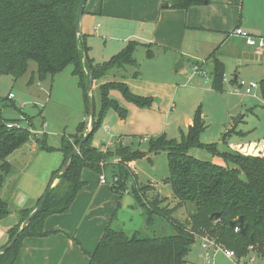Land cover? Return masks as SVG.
Segmentation results:
<instances>
[{
    "label": "trees",
    "instance_id": "16d2710c",
    "mask_svg": "<svg viewBox=\"0 0 264 264\" xmlns=\"http://www.w3.org/2000/svg\"><path fill=\"white\" fill-rule=\"evenodd\" d=\"M203 1L172 0L171 7L189 8ZM80 2L81 0H0V74L19 78L28 71L30 62L34 61L37 64L38 78L44 79L47 75L54 76L72 66V73L79 78L80 86L84 89L86 111L90 117V71L95 82L114 67L138 65L136 51L140 47L147 49L149 58L154 54L151 52L152 43L129 40L109 60L95 62L88 54L89 47L77 32ZM211 57L214 58L213 86L221 90L225 74L224 63L214 53ZM113 90L121 91L125 99L141 107H149L152 102V98L134 93L123 80H111L100 85L101 106L98 109L93 101L95 121L87 141L71 159L67 170L64 171L62 166L53 171L49 181L48 187L56 178L68 180L69 185L72 184V190L59 198L55 195L57 186L51 187L42 210L21 230L14 245L0 254V264H14L24 238L46 236L59 231L45 230L44 222L49 215L63 213L70 208L77 194L87 184L82 179L84 169L103 174L113 163L112 159L117 157L118 161L114 163L118 169L113 174V179H118L114 180L111 189L120 195L128 191L130 162L142 158L144 151L132 150L121 140L107 150L92 144V137L109 109L116 110L121 117L125 116L127 109L111 96ZM260 91L264 99V78L260 81ZM9 121L0 110V221L11 213L8 201L1 195L7 176L13 172L8 158L34 135L29 128H9ZM204 124L199 109L187 136L181 141L169 139L165 134L149 141V152L167 150L169 176L164 181L172 187L173 197L177 200L176 206L186 203L194 206L187 222L182 223L173 216L176 206H162L163 202H169L168 197L146 199L145 188L138 189L134 185L130 191L137 204L145 209L149 225H153L154 217L158 215L173 224L175 234L142 237L134 233L129 236L124 230L109 225L95 251L90 254L89 264H188L191 246L198 237L203 236L235 250L238 256L247 254L249 245L264 249V155L223 152L216 143H202L199 135L204 130ZM86 125L87 122L82 121L75 134L64 137L60 150L64 153L65 160L74 149L72 140L78 145L84 137ZM35 139L41 150H55L47 144L44 135L43 138L36 136ZM193 147L208 149L213 155L221 156L226 163L231 162L234 166L197 158L189 153ZM21 213L22 221L25 222L31 212L23 209ZM236 227L240 228L237 232ZM244 227L245 233L242 232ZM20 229L12 227L9 230V240L1 248Z\"/></svg>",
    "mask_w": 264,
    "mask_h": 264
},
{
    "label": "rangeland",
    "instance_id": "374dc122",
    "mask_svg": "<svg viewBox=\"0 0 264 264\" xmlns=\"http://www.w3.org/2000/svg\"><path fill=\"white\" fill-rule=\"evenodd\" d=\"M243 8V17L247 18V25L259 31H246L245 19L241 28L252 35L261 33L264 36V0H244ZM85 17L87 18V15ZM86 21L87 19L83 20V28L86 27ZM237 24L239 22L233 23L226 28L227 30L221 32L206 31L208 36L219 34L226 38L231 37L226 42H219L216 51L211 54L201 52L195 54V58L181 57L166 55L152 48L154 56L149 58L147 49L140 47L136 51L138 65L114 67L106 76L94 82L90 96L98 109L101 106L100 85L111 80H123L134 93L152 98L149 107H141L125 99L121 91L113 90L111 96L127 109L125 116L121 117L116 110L109 109L100 128L92 137V144L103 150L112 148L116 141L121 140L132 150L139 149L145 154L142 158L130 162L128 191L122 194L124 201L112 227L124 230L129 236L134 233L142 237L175 234L173 224L158 215L154 217V223L150 226L145 209L137 204L130 190L134 185L138 189L145 188L146 199L153 200L156 196L168 197L169 202H163L162 206L166 204L170 207L176 206L177 200L173 197L171 185L163 181L169 176L167 150L149 152V141L162 134L169 139L181 141L187 136L199 109L205 123L204 130L199 135L202 143H216L223 152L237 151L264 155V99L260 87L255 88L251 94H246L244 88L239 85L242 80L260 83L264 78V50L257 52L242 41L245 38L235 35ZM90 34L94 35L87 38L89 45L93 42L88 54L95 58V62L109 60L127 44L123 38L112 39L108 35L103 37L93 32V26ZM213 53L224 63L225 74L221 90L216 89L212 82ZM181 63H185L184 67L176 72L177 66ZM36 70V62L31 61L28 71L19 78L0 74V110L5 118L10 119L8 124H14L12 127L29 128L34 133L29 141L10 156L11 159L15 157L14 172L9 176L11 179L8 188L1 192L2 197L9 203L11 213L0 224L8 222L11 218V224H15L17 228H21L24 223L23 215L11 217L12 213L20 214L11 192L18 181L28 185V180L23 179L25 172L21 165L25 155L22 151L24 150L28 156L32 146L37 144L36 136L43 138L44 135L47 144L55 148L48 152L57 153H44L37 147L35 162L37 168L38 166L42 168L48 165L49 161L40 159L41 162H38L40 154H48L46 156L58 154L64 137L75 134L82 121L87 122L84 135L90 129L84 89L80 86L79 78L72 73V66L66 67L54 76L47 75L44 79L38 78ZM9 93H13L14 96L9 97ZM238 116L240 120L235 122L234 118ZM72 144L76 146L73 140ZM189 153L202 160L234 166L233 163H226L221 156L213 155L203 147H193ZM113 161H118V158L114 157ZM114 162L103 173L108 179L107 185L114 183L113 174L118 169ZM32 173L43 175L44 171L35 169ZM86 174L92 175V172L87 171ZM69 182L59 178L54 184L57 186L56 197H64L66 192L72 190V184L69 185ZM130 203L137 207L130 206ZM35 208L36 206L27 209L32 212ZM193 208L192 203L176 206L173 216L178 221L186 223ZM204 237L208 238L198 237L191 246L188 254L189 264H238L235 259L226 257L221 250L215 251L208 262L203 256L205 251L201 245Z\"/></svg>",
    "mask_w": 264,
    "mask_h": 264
},
{
    "label": "crops",
    "instance_id": "0c3cea01",
    "mask_svg": "<svg viewBox=\"0 0 264 264\" xmlns=\"http://www.w3.org/2000/svg\"><path fill=\"white\" fill-rule=\"evenodd\" d=\"M171 2L172 0H87L86 11L82 17L81 39L89 47L88 53L91 51L90 45L93 42L89 45L87 38L94 35L90 34L91 26H93V32L103 37L108 35L112 39L123 38V41L127 42L138 40L152 43L151 48L166 55L191 56L192 58L201 52L211 54L216 51L219 42H226L231 38L219 34L208 36L207 30L221 32L236 22H239L237 28L244 26L242 22L245 19L243 17L244 0H204L189 8H173ZM168 4L170 5L166 7ZM85 19H87L86 27L83 28ZM245 22L246 31H259L247 25V18ZM255 35H261V33H255ZM261 37L264 36L261 35ZM242 41L247 45L245 40ZM91 58L95 61L93 56ZM37 147L35 143L28 156L24 150L22 151L26 160L23 159L21 165L25 172L23 179L28 180V185L18 181L16 187L12 189L14 204L18 210L20 209V214L12 213L13 218L16 215H22L21 210L37 206L39 199L48 188L52 172L61 168L65 162L64 153L61 151L49 156L40 154L38 162L43 159L48 160L49 164L37 168L35 162L37 159L34 157L38 152ZM42 152L57 153L46 150ZM10 156L8 161L12 164L14 172L15 157L11 159ZM35 169L44 171V174L32 173ZM87 171L91 170L84 169L82 172V179L87 184L77 194L70 208L66 212L49 215L44 222L45 230L59 231L46 236L24 238L14 264H89L90 254L95 251L105 229L109 225L112 227L124 199L122 195L111 189V185L100 182L101 174L91 171L93 176L87 175ZM9 176L2 192L8 188L11 179ZM58 181L59 178L54 179L51 187ZM25 186L30 188H24ZM130 206L137 207L132 203ZM11 222L10 218L8 222L0 224L2 225L0 247L9 240V230L15 226Z\"/></svg>",
    "mask_w": 264,
    "mask_h": 264
},
{
    "label": "built area",
    "instance_id": "2783aa9c",
    "mask_svg": "<svg viewBox=\"0 0 264 264\" xmlns=\"http://www.w3.org/2000/svg\"><path fill=\"white\" fill-rule=\"evenodd\" d=\"M234 33L245 38L247 45L254 48L257 52H261L262 50H264V37L252 35L251 33H248L243 30L241 27L236 28ZM239 85L240 87L244 88L246 94H251L255 88L260 87V83L258 82H246L244 80L240 81ZM13 96V93L9 94V97ZM8 126L12 127L14 126V124L9 123ZM117 179L118 178L115 177L114 180L117 181ZM100 182L102 184L108 183L105 174L100 175ZM239 230V227L235 228L236 232ZM201 245L205 251L203 256H205L208 262H210L212 254L215 251L221 250L226 257L235 259L238 264H264V249H261L256 245H249L247 254L243 256H238L235 250L230 249L222 244H219L215 240L210 238L204 237L202 239Z\"/></svg>",
    "mask_w": 264,
    "mask_h": 264
},
{
    "label": "water",
    "instance_id": "95a60500",
    "mask_svg": "<svg viewBox=\"0 0 264 264\" xmlns=\"http://www.w3.org/2000/svg\"><path fill=\"white\" fill-rule=\"evenodd\" d=\"M86 2H87V0H81L80 5H79V8H78L76 26H77V32H78L79 35L82 34L81 22H82V17H83L84 10H85ZM169 5L170 4L166 5V7H168ZM182 66H183V63L179 64L177 66V68H176V72H178ZM93 84H94V75H93L92 71H90L89 86H88V92H89V94H90V92H91V90L93 88ZM89 107H90V129L84 135V137L79 142V144L74 147V149L71 151V153L69 154V156L65 160V162L63 164V170L64 171L67 170V168L69 167V164H70L71 159L74 157V155L76 153L79 152L80 148L87 141V139H88V137H89V135H90V133H91V131L93 129V125H94V121H95L94 120V117H95V107H94V103H93V100L92 99L89 100ZM239 120H240L239 116L234 118V121L235 122H238ZM50 190H51V185H50V187H48L46 189L44 195L40 199V201H39L38 205L36 206V208L29 214V216L27 217V219L23 223L20 231L14 236V238L5 247H3V248L0 249V254L6 252L8 249H10L14 245V243L17 241V239H18V237H19V235L21 233V230L27 224H29V222L31 221V219L36 214H38L42 210V208H43V206H44V204H45V202H46V200H47V198L49 196ZM240 222L241 223L243 222V218L242 217L240 218ZM245 231H246V228L244 227L243 230H242V232L245 233Z\"/></svg>",
    "mask_w": 264,
    "mask_h": 264
}]
</instances>
